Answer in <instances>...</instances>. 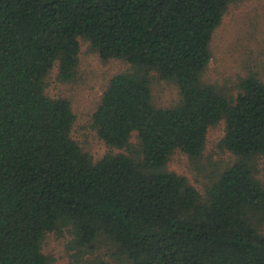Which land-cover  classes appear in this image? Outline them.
Masks as SVG:
<instances>
[{"label":"trees","instance_id":"1","mask_svg":"<svg viewBox=\"0 0 264 264\" xmlns=\"http://www.w3.org/2000/svg\"><path fill=\"white\" fill-rule=\"evenodd\" d=\"M245 1L0 0V264H56L45 244L65 232L77 264H264V37L250 34L236 85L206 77L216 29ZM82 41L128 65L92 115L99 159L72 135L70 98L48 93L54 68L76 79ZM156 79L179 98L158 104ZM221 122L234 159L201 192L168 163L199 162Z\"/></svg>","mask_w":264,"mask_h":264},{"label":"rangeland","instance_id":"2","mask_svg":"<svg viewBox=\"0 0 264 264\" xmlns=\"http://www.w3.org/2000/svg\"><path fill=\"white\" fill-rule=\"evenodd\" d=\"M251 33L258 34L260 39L264 37V0L232 3L212 38L213 58L206 71L209 81L229 87L236 85L239 75L244 72L245 62L249 61L253 51L257 52L258 42L251 40ZM81 45V62L76 79L72 82H59L56 80L57 68H54L48 93L55 97L70 98L77 115L72 135L95 159H99L108 147L93 128L92 115L109 79L125 70L128 65L120 59L103 61L91 51L87 42L82 41ZM153 93L157 103L162 105L171 104L179 98L177 86L160 79L154 82ZM224 134V122L210 128L207 146L199 162L176 151L168 168L185 175L194 186L204 192V183L234 159L230 152L218 147ZM135 140L134 135L132 141ZM258 169L259 178L264 182V156L259 160ZM70 241L71 236L67 232L61 236L53 233L47 238L46 251L55 255L56 264H77L72 256L74 250Z\"/></svg>","mask_w":264,"mask_h":264}]
</instances>
